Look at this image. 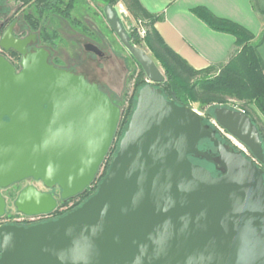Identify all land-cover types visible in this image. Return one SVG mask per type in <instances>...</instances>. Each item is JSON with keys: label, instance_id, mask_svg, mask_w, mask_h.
Wrapping results in <instances>:
<instances>
[{"label": "water", "instance_id": "water-1", "mask_svg": "<svg viewBox=\"0 0 264 264\" xmlns=\"http://www.w3.org/2000/svg\"><path fill=\"white\" fill-rule=\"evenodd\" d=\"M105 21L149 81L106 177L74 211L29 226L0 227V264H264V148L244 112L214 110L215 121L250 151L231 152L190 107L168 100L154 59L131 44L112 5ZM0 45L22 56L21 71L0 56V189L27 179L58 186L61 200L96 180L120 122V108L84 75L28 52L9 28ZM223 174L192 162L212 156ZM6 201L0 194V218ZM15 207L25 216L52 213L57 200L33 187Z\"/></svg>", "mask_w": 264, "mask_h": 264}, {"label": "rangeland", "instance_id": "rangeland-1", "mask_svg": "<svg viewBox=\"0 0 264 264\" xmlns=\"http://www.w3.org/2000/svg\"><path fill=\"white\" fill-rule=\"evenodd\" d=\"M19 6L21 10L19 16L24 18V11L28 9V7L25 6L21 8V1L15 2L13 0H0V15L3 16L6 15V13H9V9H12L11 12L16 10L18 11ZM105 7L106 5L101 0H79L75 9H73L68 18H64L58 14L49 15L47 18L48 23L46 25L51 29V31L57 33V37L51 42L53 47L51 45L49 47L53 48L54 50L58 49L57 51L60 53L62 52L63 56H69L67 62L60 61L58 63L59 67L63 69H69L78 75H84L86 79L89 80V82L98 84V86H100L107 93L109 90L107 87L109 85L116 88L119 94H109L112 98V101L120 108V123L122 124L128 117L129 112L132 111V107H134V102L140 87L138 84L144 83L145 85L146 77L145 74H143L144 76H141L142 70L140 66L131 58L127 50L122 46L116 35L106 23L104 17ZM142 19L145 20V18ZM74 22L78 24L80 23L85 27H88V29L83 28L80 25L75 26V24H73ZM92 27H95V29L92 30ZM70 34L74 35V37L71 38ZM149 38L150 34L148 37V47L150 52H152ZM88 43L96 44L103 53L111 57L110 60L105 61L104 59H100L94 54L89 53L86 49H84V46ZM151 57L154 59L157 66L164 74L165 70L161 63L155 59L156 57L153 52L151 53ZM14 67L17 68L18 65L14 64ZM17 73L19 72L17 71ZM218 75L219 72L217 71L198 76L196 79H194V81L191 82V85L195 84V81L203 79L210 80ZM222 106L245 113L248 112L252 117L255 118V120H257V123H259L260 126V120L264 122V115L258 110L254 103L249 101L227 98L225 99V103H223ZM190 108L199 113L202 120L207 121L208 124L215 129L218 135H220V137L227 143L228 146H225L229 151L241 153L248 158H253L250 151L245 146L240 144L237 139L233 138L225 130L218 126L213 116H209L208 113L210 111V106L200 109L198 104H195L194 108ZM118 140H120L119 137L114 139V145L111 147L108 155L106 156L96 180L94 181L93 185L89 187L90 190H93V188H95L97 185H100L102 180L106 177H104L106 169L108 165L111 166L112 160L118 152V150L116 151L117 144L119 149L120 142L118 143ZM204 153H208L212 156V160L208 162V164L197 159H193L192 162L209 169L214 176L223 174L224 170L219 166L215 149H206ZM34 184L41 189H46L50 193L57 195L59 203L54 211L58 218L74 211L86 201L83 200L82 197H77L65 202L61 200V189L58 186L48 188L42 181ZM2 193L8 199V217H11L14 214L17 215L19 212L15 209L13 203L15 198L12 199L13 196H16V188H11L9 191H3ZM22 217L23 216L18 215V219H21ZM7 218L5 219V222H9V218Z\"/></svg>", "mask_w": 264, "mask_h": 264}, {"label": "trees", "instance_id": "trees-1", "mask_svg": "<svg viewBox=\"0 0 264 264\" xmlns=\"http://www.w3.org/2000/svg\"><path fill=\"white\" fill-rule=\"evenodd\" d=\"M13 1H21V8L25 6L28 7V9L24 11V18L20 17L21 22L23 24L26 23L29 25L35 34H38L41 39L46 42V44L52 46L51 42L57 37V33H54V31H51V29L47 27V18L52 14H58L64 18H68L73 9H75L79 0ZM101 1L106 6L112 5L115 7V5L120 0ZM124 3L134 18H145L150 21V25L152 26L153 23L157 21L158 18L150 15L142 7L139 0H124ZM18 10H20V6ZM192 12L214 31L232 35L236 39L237 50L225 65L217 67L212 66L202 71H196L161 43L160 50H153L152 52L155 54V59L161 63L165 70L164 75L166 77V82L162 85H158L157 87L161 88L163 95L168 100L175 101V103L179 106L194 108V105L198 104L200 109L210 106V111L208 114L211 117H214V110L216 108L223 107L222 105L225 103V99L227 98H235L238 100L254 103L258 110L264 115V63L258 53V48L264 40V31L261 37L256 40L254 35L246 28L230 20L216 17L204 7L195 8L192 10ZM261 15L264 16V12H261ZM73 24H75V26L80 25L83 28L88 29V27H85L80 23L78 24L74 22ZM129 37L131 44H135V38L133 35L129 34ZM217 71L219 72V75L215 78L210 80L203 79L195 81V84L191 85V82L194 81V79H196L198 76ZM143 74L144 73L142 71L141 76H144ZM138 85L140 86V90L146 84L144 85V83H139ZM100 89L105 94H107L112 101L111 96L101 87ZM135 106L136 99L134 102V107H132V111L129 112V115L124 123L121 124L119 122L115 138L119 137L121 140L123 137ZM246 114L251 117L254 124L258 127L264 148L263 127L260 126L259 123H257V120H255V118L252 117L248 112H246ZM202 122L206 128L214 131L217 134L218 138L223 142L224 145L228 146L227 143L220 137V135H218L215 129L208 124L207 121L202 120ZM120 140H118V143ZM113 145L114 144H112V146ZM206 149H213L212 144L208 140H204L200 143V150L205 152ZM117 150L118 144L116 145V151ZM193 159H197L208 164L205 159L191 157L192 161ZM261 167L264 170V164ZM109 168L110 165H108L104 177L107 175ZM98 186L99 185L93 188V190L88 188L78 197H82L83 200H87L92 194L96 193Z\"/></svg>", "mask_w": 264, "mask_h": 264}, {"label": "crops", "instance_id": "crops-1", "mask_svg": "<svg viewBox=\"0 0 264 264\" xmlns=\"http://www.w3.org/2000/svg\"><path fill=\"white\" fill-rule=\"evenodd\" d=\"M139 2L150 15L158 18L153 26L151 25L149 38L151 51H159L162 43L196 71L225 65L237 48L236 39L232 35L214 31L193 14V9L204 7L214 16L246 28L256 40L264 31V16L261 15V12H264V0H139ZM70 37L74 35L70 34ZM258 53L264 63V40L258 48ZM107 88L108 94H119L115 87L109 85ZM260 122L264 129V122L261 120Z\"/></svg>", "mask_w": 264, "mask_h": 264}, {"label": "flooded vegetation", "instance_id": "flooded-vegetation-1", "mask_svg": "<svg viewBox=\"0 0 264 264\" xmlns=\"http://www.w3.org/2000/svg\"><path fill=\"white\" fill-rule=\"evenodd\" d=\"M11 10L12 9H9V13H6V15H3V16L0 15V40L3 36V34L9 28H12L13 35L17 39H21V40L28 39V42H29V45L27 47L28 52H36L38 50H45L46 52H48L50 54L48 62L50 64L58 67V68H61V67H59L58 63L60 61H67L69 59V56H63L62 52L60 53L59 51H57L58 49L54 50L53 48H50L49 45L46 44V42L43 41L38 34H35L31 30V27L29 25H27L26 23L23 24L21 22L20 16H19L21 10H18V11L16 10V11H12V12H11ZM10 12H11V14H10ZM94 29H95V27H92V30H94ZM0 48L2 49L0 56L5 58L13 66H14V64L18 65L16 70L18 72H20L21 71L20 63L22 62V56L16 52H14V51H5L1 47V45H0ZM84 49H86L89 53L94 54L96 57H98L100 59H104L105 61H107V60L109 61L111 58L110 56H107L105 53H103L101 51V49L94 43L86 44L84 46ZM38 182L39 181H36L34 179H27V180H24L20 183L13 184L7 188L0 189V194L5 199L6 204H7L5 215L0 218V223H2V226H7V225L29 226V224H39L42 222L53 220L52 218L51 219L43 218V219H40L38 221L24 220V221L18 222V215L23 216L21 213H17V215L14 214L11 217H8L9 216L8 215L9 203H8L7 197L2 192L3 191H9V189H11V188H16V196L12 197V199L15 198L13 201L14 206H15V202H16L19 194L23 190H25L26 188H29V187H33L41 193L51 194L57 200V205H58L59 201H58L57 195H55L54 193H50L46 189H41V188L35 186L34 183H38ZM60 197H61V193H60ZM15 209H16V207H15ZM7 217L9 218V222H5V219ZM29 222H32V223H29Z\"/></svg>", "mask_w": 264, "mask_h": 264}, {"label": "built area", "instance_id": "built-area-1", "mask_svg": "<svg viewBox=\"0 0 264 264\" xmlns=\"http://www.w3.org/2000/svg\"><path fill=\"white\" fill-rule=\"evenodd\" d=\"M113 8H114L115 13L117 14L118 19L122 23L123 27L126 29L127 33L133 35V37L135 38V44H132V45H134L135 47H137L139 49L144 50L147 54H149L151 56V52H150V49L148 47V37H149V34L151 32L150 21H148L147 19L144 20L142 18H138V19L134 18V16L131 14L130 10L126 6V4L121 0ZM1 52H2V49L0 48V53ZM147 83H149V81L146 79V84ZM218 126H220V125L218 124ZM249 159L254 161L255 164H258V162L254 158H249ZM56 215L57 214H55V211H53L50 214L37 215V216H25V215H23V217L21 219H18V222H21L24 220L38 221V220L43 219V218H45V219H51L52 218L53 220H56L58 218V216H56ZM29 223H32V222H29ZM42 223H44V222H42ZM29 225H35V224H29ZM0 227H2V223H0Z\"/></svg>", "mask_w": 264, "mask_h": 264}]
</instances>
